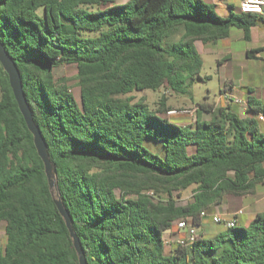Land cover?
Returning <instances> with one entry per match:
<instances>
[{
	"label": "trees",
	"instance_id": "1",
	"mask_svg": "<svg viewBox=\"0 0 264 264\" xmlns=\"http://www.w3.org/2000/svg\"><path fill=\"white\" fill-rule=\"evenodd\" d=\"M228 9L221 17L205 0H0V43L19 70L87 264H264V213L213 237L198 232L187 247L173 241L178 221L198 226L224 196L249 195L264 181L261 101L248 89L244 115L203 101L193 123L177 125L165 95L155 108L130 96L187 94L202 68L195 44H216L232 27L247 40L264 24ZM63 66L76 69L78 98L55 76ZM147 137L163 158L144 147ZM190 187L191 201L179 205L175 196ZM0 223V264H78L1 65Z\"/></svg>",
	"mask_w": 264,
	"mask_h": 264
},
{
	"label": "rangeland",
	"instance_id": "2",
	"mask_svg": "<svg viewBox=\"0 0 264 264\" xmlns=\"http://www.w3.org/2000/svg\"><path fill=\"white\" fill-rule=\"evenodd\" d=\"M125 0H117V2H123ZM209 3V0H205ZM229 5L238 7L237 0H223ZM216 12L221 17H227L229 9L216 8ZM233 12H236L234 9ZM252 37L249 41L243 39V32L235 27L230 29L229 37L218 41L217 44H195V47L200 54L202 60V68L200 71V77L194 79L191 87L188 89L187 94H175L168 92L165 89L159 91H144L133 92L130 96H133L136 100L143 97L150 108H155L160 97L166 96V104L171 109L176 111V117H169L171 123L177 125H185L184 122L193 123L195 119V113L190 116L185 111H191L193 106L200 102H207L211 104H218L220 102V95L223 92H227L231 95L239 96L244 99L246 96V88H251L257 93L262 105H264V71L260 69L264 68V52L261 53L262 60L247 59L244 55L246 49L258 47L264 44V24H259L252 31ZM89 36H95L96 33H88ZM229 56V58H228ZM230 59V60H229ZM56 77H65L71 87L72 93L76 98L79 96V90L76 86L75 74L76 69L73 66H63L54 71ZM230 86H235L230 89ZM219 107V104L217 105ZM208 118L207 115H203ZM187 117V118H186ZM189 117V118H188ZM184 120V121H183ZM187 120V121H185ZM187 125V124H186ZM143 145L151 153L163 158L164 150L162 144L147 137L144 139ZM263 186L264 184H260ZM261 189V188H260ZM264 189V187H262ZM193 187L181 192L179 196H175V199L179 205H186L192 199ZM152 196V195H151ZM242 197L224 196L221 203L222 205L226 201L232 199H242ZM248 199H255V196H250ZM214 206L211 212L216 208ZM218 211V210H216ZM220 214V213H219ZM224 222L229 221L232 216H228L226 213H221ZM237 224L235 227H246L253 220L252 213L248 210L242 215H237ZM204 221L200 220L198 225L200 229H203V233L206 237H213L217 233L225 231L227 229L224 222L213 223L210 218L206 219L207 227L204 228ZM202 225V226H201ZM166 241L164 252L168 254L171 248V240L168 235H164ZM177 240V235L175 240ZM4 245V224L0 223V247Z\"/></svg>",
	"mask_w": 264,
	"mask_h": 264
},
{
	"label": "water",
	"instance_id": "3",
	"mask_svg": "<svg viewBox=\"0 0 264 264\" xmlns=\"http://www.w3.org/2000/svg\"><path fill=\"white\" fill-rule=\"evenodd\" d=\"M0 65L4 72L7 74L9 86L13 93L14 99L16 101L17 107L21 116L25 122V125L32 135L33 145L35 147L36 153L43 163L44 173L47 180L48 191L51 196L52 202L56 207L60 217L63 219L66 229L69 233V237L72 241V246L75 250L78 264H87L82 251L80 242L72 229L71 218L67 210L64 208L57 185V177L54 166L52 165L47 147L44 139L42 138L38 127L34 124L31 111L28 103L26 102L22 82L19 70L16 64L12 61L9 55L6 53L3 45L0 43Z\"/></svg>",
	"mask_w": 264,
	"mask_h": 264
},
{
	"label": "crops",
	"instance_id": "4",
	"mask_svg": "<svg viewBox=\"0 0 264 264\" xmlns=\"http://www.w3.org/2000/svg\"><path fill=\"white\" fill-rule=\"evenodd\" d=\"M209 3L210 4H213V5H215V7L216 8H225V7H227L228 8V5L229 4H227V3H225L223 0H209ZM261 17H263L264 18V14L261 16ZM256 28V27H255ZM254 28H252V30H253ZM251 30V31H252ZM252 37V33H250V36H249V39H247V41H249L250 40V38ZM243 39L244 40H246L245 38H244V36H243ZM217 44V43H216ZM264 45V44H263ZM262 46V45H261ZM258 47H260V46H258ZM255 48H257V47H254V48H249V49H246L245 50V52H244V55H245V53H246V51H248V50H251V49H255ZM256 56L258 57V59L257 60H262L263 58L261 57V54H256ZM245 57H246V55H245ZM256 57V58H257ZM228 58H229V56H228ZM230 60V59H229ZM261 71H264V68L262 67L261 69H260ZM233 87H235V86H230V89H233ZM248 89H251V88H246V96H247V90ZM252 90V89H251ZM253 91V90H252ZM232 96H234V97H236V98H238V99H241V98H239V96H236V95H232ZM246 96H245V98L244 99H241V100H243V101H246ZM252 96L255 98V99H257V100H259L260 101V99H258L259 97L257 96V93L256 92H254L253 91V94H252ZM231 103V108L234 110V111H236L238 114H242V115H244V113H245V111H244V107H243V105L241 104V105H238V104H236V103H233V102H230ZM233 103V104H232ZM219 104V106H226L227 104H229L228 102H226L223 98H221V95H220V102L218 103ZM218 104H216V106L218 105ZM194 107V109H195V106H193ZM192 111V110H191ZM183 113H187V114H189L190 116H193L192 114V112L191 113H188V112H183ZM177 114L178 113H175V114H170L169 115V117H176L177 116ZM187 118V117H186ZM189 118V117H188ZM203 118H205L204 116H203ZM207 119V118H206ZM195 120V119H194ZM184 121V120H183ZM185 121H187V120H185ZM185 123V125L186 124H188L187 122H184ZM183 125V124H182ZM260 184H264V181L262 182V183H260ZM260 184H257L254 188H253V190H252V193L251 194H249V195H246L245 197H243L242 199H232L231 201H226V202H224L222 205H220V206H217L216 208H214V210L212 211L213 213H216V214H221V213H226L228 216H232V218L234 217V214L235 213H237L238 211H242V213L240 214V215H242V214H244L245 213V211H250L251 213H252V215H253V219L255 218V216L257 215V214H259V213H264V189H262V187H264V185L263 186H261ZM261 188V189H260ZM250 196H255V199H248ZM216 210H218V211H216ZM206 219L207 218H205L203 221V225H204V228H206L207 227V223H206ZM236 222H237V217H236ZM202 226V225H201ZM199 229V232H204L203 231V229H200V228H198Z\"/></svg>",
	"mask_w": 264,
	"mask_h": 264
},
{
	"label": "built area",
	"instance_id": "5",
	"mask_svg": "<svg viewBox=\"0 0 264 264\" xmlns=\"http://www.w3.org/2000/svg\"><path fill=\"white\" fill-rule=\"evenodd\" d=\"M237 1L239 3L238 4L239 11L243 14H255L258 16H262L264 14V0H237ZM221 98H223L228 103L233 102L238 105L242 104L244 107V111H247L246 101L238 99L227 92L221 93ZM194 111L195 109L186 112L194 113ZM175 113L176 111L168 112L169 115ZM257 120L264 122V118L262 115H258ZM147 194L152 195V192H148ZM241 213L242 211H238L237 213L234 214L233 218H231L229 221L226 222L223 221L222 216L220 214H216V213L208 214L206 212H201L199 218L204 219L205 217L208 216L210 217L213 223L218 224L224 222L227 228H233L237 224L236 216L240 215ZM176 225H177V234L179 236L176 240V243L182 247H187L192 245L198 237L199 227L187 220L178 221Z\"/></svg>",
	"mask_w": 264,
	"mask_h": 264
}]
</instances>
